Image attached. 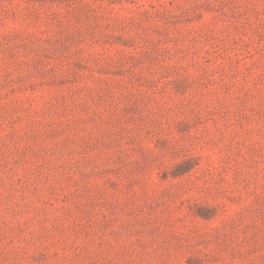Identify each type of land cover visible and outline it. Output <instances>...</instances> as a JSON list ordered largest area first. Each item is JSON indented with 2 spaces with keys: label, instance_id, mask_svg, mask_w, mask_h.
<instances>
[{
  "label": "rangeland",
  "instance_id": "obj_1",
  "mask_svg": "<svg viewBox=\"0 0 264 264\" xmlns=\"http://www.w3.org/2000/svg\"><path fill=\"white\" fill-rule=\"evenodd\" d=\"M0 264H264V0H0Z\"/></svg>",
  "mask_w": 264,
  "mask_h": 264
}]
</instances>
